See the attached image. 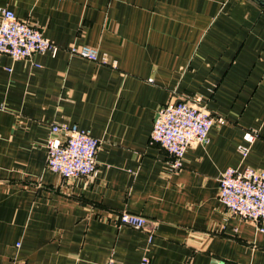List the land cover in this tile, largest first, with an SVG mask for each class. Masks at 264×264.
Here are the masks:
<instances>
[{"label":"crops","instance_id":"crops-1","mask_svg":"<svg viewBox=\"0 0 264 264\" xmlns=\"http://www.w3.org/2000/svg\"><path fill=\"white\" fill-rule=\"evenodd\" d=\"M3 8L60 49L0 59V264H139L145 255L154 264H264V231L219 198L228 167L264 170L263 6L0 0V15ZM81 45L116 66L68 51ZM183 98H200L225 122L172 171L150 137L158 109ZM52 123H75L101 140L95 178L66 181L47 167ZM250 129L258 130L252 142ZM123 211L151 221L121 225Z\"/></svg>","mask_w":264,"mask_h":264},{"label":"built area","instance_id":"built-area-1","mask_svg":"<svg viewBox=\"0 0 264 264\" xmlns=\"http://www.w3.org/2000/svg\"><path fill=\"white\" fill-rule=\"evenodd\" d=\"M59 49L36 24L19 18L10 8L1 10L0 59L5 54L14 59H31L36 53L56 55ZM68 51L94 62L116 66L108 54H102L98 48L90 45L72 46ZM215 122L224 123L225 118L214 116L200 98L170 100L157 111L150 142L168 152L172 158V171L181 170L184 168L187 149L207 142ZM50 132L47 167L66 181L79 177L95 178L98 174L97 153L101 140L75 123H52ZM58 134H62L63 139L56 137ZM244 136L252 142L257 138L258 130L250 129ZM240 151L246 157L249 148L241 146ZM219 198L231 214L254 223L259 230L264 231V170L251 166L244 170L228 167L219 177ZM149 221L146 216L127 211L118 215L119 224L136 229L147 227ZM151 230L154 234L155 223ZM106 264L121 263L111 258ZM139 264L154 263L149 255H145Z\"/></svg>","mask_w":264,"mask_h":264},{"label":"water","instance_id":"water-1","mask_svg":"<svg viewBox=\"0 0 264 264\" xmlns=\"http://www.w3.org/2000/svg\"><path fill=\"white\" fill-rule=\"evenodd\" d=\"M261 6L264 7V0H256Z\"/></svg>","mask_w":264,"mask_h":264}]
</instances>
